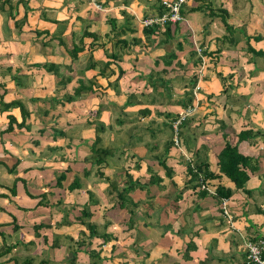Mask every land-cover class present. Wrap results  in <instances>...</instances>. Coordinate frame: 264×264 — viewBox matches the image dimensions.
<instances>
[{"label":"crops","instance_id":"1","mask_svg":"<svg viewBox=\"0 0 264 264\" xmlns=\"http://www.w3.org/2000/svg\"><path fill=\"white\" fill-rule=\"evenodd\" d=\"M218 8L227 13V31ZM162 11L161 0H0V264H246L243 240L264 236V131L257 122L264 89L247 68L264 58L246 49L264 51V0H186L180 21L143 25ZM73 47L80 49L70 58ZM80 82L83 96L66 102ZM154 86L166 87L168 99L151 96ZM129 94L143 104L123 117L118 108ZM11 101L28 114L24 125H16L18 105L4 106ZM76 102L97 123L104 119L96 146L110 153L100 164L89 151L96 125L78 122ZM187 107L174 144L172 124ZM138 108L149 111L137 115ZM147 114L166 130L141 127L133 143L116 132L112 142L103 139L117 129L109 122L124 135ZM9 115L16 123L5 130ZM248 127L262 141L238 140ZM88 131V140L78 138ZM224 140L258 161L244 183L248 192L217 170ZM197 162L216 176L185 186L187 166ZM128 180L137 183L127 195L139 202L130 220L116 205L117 185ZM217 185L231 194L217 197ZM87 199L96 230L109 234L100 250L79 223ZM92 247L100 257L94 262Z\"/></svg>","mask_w":264,"mask_h":264},{"label":"trees","instance_id":"2","mask_svg":"<svg viewBox=\"0 0 264 264\" xmlns=\"http://www.w3.org/2000/svg\"><path fill=\"white\" fill-rule=\"evenodd\" d=\"M219 10H215L219 12L217 14L220 18L221 23L224 25L225 30H229L230 26L226 22V17L227 13L225 10L218 8ZM208 12L212 14H215L214 11L208 9ZM149 30H147L148 32ZM254 40H258L259 36H253ZM248 40V38H247ZM80 48L73 47L71 51L69 52V57L73 58L76 56V53ZM246 49L248 52H250L253 56L259 57V58H264V51L258 49L254 50L251 48L248 44L246 46ZM114 55L112 54V57ZM110 57V58H112ZM170 62L167 61V64ZM107 65L109 64L106 63ZM219 78L221 79V82L225 80V77L219 75ZM195 81V80H194ZM83 83H79L72 91L71 94H67L63 96V99L68 102L73 100L74 98L79 97V93L84 89ZM193 84V81H192ZM190 100V99H189ZM188 100V102H189ZM0 103L2 104L1 100ZM184 102H180L182 105ZM233 103H241V102H233ZM18 105L19 110H20V121L18 123L15 122V118L13 116H8V121L7 125L5 127V130H10L12 128V123H16L17 126L24 125L25 123V118L26 115H28L25 111H23L21 108V103L18 101H11L6 104H4L5 107H10V106H15ZM179 123H177V126ZM104 130V126L102 124L96 125V134L94 138L91 141V145L89 148V151L91 152V161L93 164H100L104 160V156L110 153L109 148L107 147H99L96 146L100 142V137L98 136V132H101ZM61 134V131H59ZM260 131L252 130L250 127L246 129H242L237 133V138L238 140H246L249 144L253 140V137H259ZM264 140V139H263ZM216 165H217V170L219 173L223 174L226 178H228L234 185L235 189H241L243 192H248L249 190L244 189V183L246 180L249 178L250 174L254 171L258 170V161L253 158L252 156L248 155H243L238 152L236 145H231L228 141L224 140L223 141V146L221 149L217 152L216 154ZM164 169L165 167L162 166ZM10 171V170H8ZM187 172L189 173V179L186 184L190 185L194 180H199L200 182L210 179V178H215L216 174L209 171L207 168L206 162H201V163H195V165L192 166H187ZM85 173V171H84ZM60 178H62V175L57 176L55 184L58 185ZM148 182H152V179H148ZM137 182H132L131 180L125 181L124 184L121 186L113 183V187L116 188V185L118 187V190L116 192V205L119 208H124L127 210L128 213V220H130V217L133 216V211L134 209L139 205L138 201H132V199L127 195V193L133 189L134 185ZM202 184V183H201ZM199 185L194 184V186ZM77 186V183L74 181L73 184L69 185L68 187L70 189L74 188ZM196 187V186H195ZM261 190V189H260ZM215 195L217 197H228L231 194V190L229 188H224L221 185H217L214 188ZM201 194H205V191H200ZM91 205V201L87 199V202L81 206L80 214H79V223H81L84 228L87 230L88 234L86 236V239L90 240V238L95 237L94 239L97 240V245L98 249L100 250V245L104 244L106 239L109 238V234L103 231L102 233H98L96 230V224L90 220L91 217V212L89 211V207ZM256 238H252L250 240H255ZM87 240L86 245L89 247L90 242ZM113 245L111 244V249ZM88 258L89 261L94 262V260L100 259L99 257V251H95V249L92 247L88 250Z\"/></svg>","mask_w":264,"mask_h":264},{"label":"rangeland","instance_id":"3","mask_svg":"<svg viewBox=\"0 0 264 264\" xmlns=\"http://www.w3.org/2000/svg\"><path fill=\"white\" fill-rule=\"evenodd\" d=\"M256 62H252V64H253V66L251 65V64H248L247 65V68L249 67H253V71H252V74L255 72L256 73V75H258V73H259V76H258V78H257V81H258V84H256V85H258V86H260V88H262V89H264L263 88V86H264V59H256L255 60ZM239 62H241V61H239ZM46 66H48V64L46 63ZM61 67V66H60ZM245 70V69H244ZM259 70V72H257ZM262 72V73H261ZM60 74H61V71L59 72ZM254 73V74H255ZM227 75L228 74H226V75H223V76H225V77H227ZM153 89H151L150 90V93H152V95L151 96H154V98H157L158 96H160L162 99H164V100H167L168 99V95H167V91H166V87L164 88V89H162V88H160V87H157V86H154V87H152ZM90 88H88V90H89ZM256 89H259V88H256ZM259 90H261V89H259ZM262 92H263V90H261ZM79 97H82L83 96V90H82V92H80V94L78 95ZM135 94H133V95H131L130 96V94L127 96V98H125L124 100H122L121 101V106L118 108V111H119V114L121 115V116H123V110H125V111H128L129 109H131V108H135L136 106H137V104L138 105H140V104H143V103H138V102H136V99H135ZM75 99V98H74ZM73 99V100H74ZM143 100H147V97H145ZM61 101V100H60ZM77 101H79V100H77ZM49 103H50V105L52 106L55 102L53 101V100H49L48 101ZM163 102V101H162ZM77 103V106L76 107H74L73 108V110L76 108V110L74 111L76 114H78L79 115V121L78 122H80V121H84V122H91V121H89V120H92V123L93 124H95V125H97V124H105V122H104V119H101V118H99L98 119V123L96 122V120H94L93 119V116L94 115H92L91 114V112L90 111H85V113L83 114V113H81V112H83V104L81 103V102H76ZM75 104H73L71 107H73ZM255 106H256V104H255ZM79 110V111H78ZM77 111H78V113H77ZM148 111H149V108H144V110L143 111H140V109L138 108V109H136V114L137 115H139V114H143V113H148ZM73 113V112H72ZM158 113V112H157ZM259 116H258V121L257 122H260L261 123V126H259L258 124H256L257 126H259L260 128H261V131L263 132L264 131V98H263V101H262V103H261V107H260V111H259ZM120 115H118V118L120 119H123V117H120ZM117 116V115H116ZM143 115H140L139 117H142ZM88 118H90V119H88ZM142 119V118H141ZM47 120V119H46ZM86 120V121H85ZM132 120H133V122H137L138 120H139V118L136 120H134V118L132 117ZM96 122V123H95ZM138 128H136L135 130L136 131H133V130H131V129H128L127 131H125V130H122V132L123 133H125L124 135L120 132V131H118V128H119V125L117 126L116 125V123L114 122V123H110L109 122V127H111V128H113V129H116L114 132L113 131H110V133H108L107 134V136H109L108 138L106 137H103V139L106 141V142H109L110 140H111V142L113 141L112 140V137H116V135L114 134L115 132H116V134H117V138L118 137H121L122 136V138H123V140H126L127 139V136L130 138L129 139V141L131 142V143H133V142H138L139 140L138 139H140V135H139V131L141 130V127H143L144 128V130L146 131V132H150L151 131V129L154 131L155 130V132H163L164 130H166V128H167V125L165 124V122H163L162 123V127H160V125H159V123H157V121H153V119L151 118V117H149L148 116V114L147 115H145V119L144 120H141L140 122L138 121ZM109 127H108V130H111V129H109ZM86 129V128H85ZM106 129V126L104 125V130ZM103 130V131H104ZM150 130V131H149ZM161 130V131H160ZM103 131L101 132V133H103ZM83 133H87V130L86 131H83ZM83 133H81V135H80V137H78V138H80V139H85V140H88V138H89V136L91 137L92 135H93V133H92V131H88V133L90 134H84L83 135ZM165 133V132H164ZM113 135V136H112ZM139 135V136H138ZM261 135V134H260ZM263 135H264V133H263ZM104 136H105V134H104ZM132 136H134V137H132ZM139 137V138H138ZM256 139H258V140H261V139H259V138H257V136L255 137ZM253 139H254V137H253ZM103 141V140H102ZM262 141V140H261ZM127 151H126V155H129L130 154V152H128V149H126ZM85 152V151H84ZM52 179V178H51ZM258 190H260V189H258ZM108 203L106 202V203H103V204H101V207L99 206V213H100V215H104L105 214V212H106V209L108 208L107 205Z\"/></svg>","mask_w":264,"mask_h":264},{"label":"built area","instance_id":"4","mask_svg":"<svg viewBox=\"0 0 264 264\" xmlns=\"http://www.w3.org/2000/svg\"><path fill=\"white\" fill-rule=\"evenodd\" d=\"M186 0H161V5L163 7L162 14L156 18L143 19L142 23L144 26H149L151 24H160L165 22H177L182 19L180 14V7ZM192 108L187 107L184 111L185 114L180 115L177 120L172 124L173 128V142L176 143V127L177 123L188 114ZM201 188H205L203 184L200 185ZM221 207L223 213L228 216L225 210V198H221ZM229 217V216H228ZM243 248L245 250V261L246 264H264V236L258 237L255 240L244 239Z\"/></svg>","mask_w":264,"mask_h":264}]
</instances>
